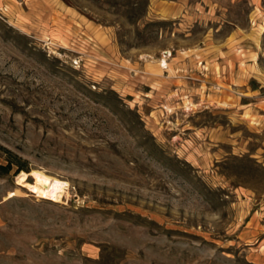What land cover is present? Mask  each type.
<instances>
[{
    "label": "rangeland",
    "instance_id": "374dc122",
    "mask_svg": "<svg viewBox=\"0 0 264 264\" xmlns=\"http://www.w3.org/2000/svg\"><path fill=\"white\" fill-rule=\"evenodd\" d=\"M6 164L0 264H264V0H0Z\"/></svg>",
    "mask_w": 264,
    "mask_h": 264
},
{
    "label": "trees",
    "instance_id": "16d2710c",
    "mask_svg": "<svg viewBox=\"0 0 264 264\" xmlns=\"http://www.w3.org/2000/svg\"><path fill=\"white\" fill-rule=\"evenodd\" d=\"M12 165L6 164V165H0V174L8 173L11 170Z\"/></svg>",
    "mask_w": 264,
    "mask_h": 264
},
{
    "label": "bare ground",
    "instance_id": "6f19581e",
    "mask_svg": "<svg viewBox=\"0 0 264 264\" xmlns=\"http://www.w3.org/2000/svg\"><path fill=\"white\" fill-rule=\"evenodd\" d=\"M163 64H164V62H163Z\"/></svg>",
    "mask_w": 264,
    "mask_h": 264
}]
</instances>
